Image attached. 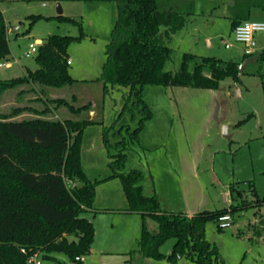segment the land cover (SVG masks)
Here are the masks:
<instances>
[{
  "label": "rangeland",
  "instance_id": "obj_1",
  "mask_svg": "<svg viewBox=\"0 0 264 264\" xmlns=\"http://www.w3.org/2000/svg\"><path fill=\"white\" fill-rule=\"evenodd\" d=\"M227 1L196 0L199 16L189 17L185 29L167 42L173 53L166 72L178 73L186 54L196 57L191 71L202 57L243 62L244 46L235 42L231 20L225 16ZM60 5L62 16L71 21L58 18L57 2L0 0L10 46L8 60L0 62L6 64L0 67V119L12 118L17 108L43 110L39 99L71 102L75 96V107L92 105L97 111L94 119L89 112L71 114L66 108L48 114L54 119L97 122L84 130L81 144V167L97 183L93 209L84 214L95 228V239L92 252L81 264H171L134 254L143 218L129 212L123 185L113 177L110 155L116 153L113 146L120 135L110 136L111 147L103 141L104 128L115 123L129 95L126 89L104 94L100 81L118 17L117 5L68 1ZM33 16L41 19L32 26ZM16 27L17 32L11 30ZM52 36L81 38L68 49L69 74L77 83L60 89L33 83L4 87L3 82L27 77L29 70L39 69L37 55L27 58L25 54L30 44L43 46ZM225 43L232 47L227 49ZM243 70L240 82L227 78L216 90L146 86L143 98L152 116L137 139L129 142L122 171H141L145 195L157 196L163 211L194 216L244 206L228 212L234 219L228 229L221 230L215 221L207 224L206 239L217 247L220 264H264V241L255 237L257 221L264 215V205L257 203L264 199V59ZM31 117L35 115L24 113L15 119ZM124 126L134 131L138 121L134 123L131 115H125L118 120L116 130ZM226 128L230 139L225 137ZM146 225L152 234L157 232L153 219L147 218ZM174 243V239L168 240L162 253L169 256ZM54 257L56 261L42 258L43 264H72L63 254ZM177 264L194 263L183 259Z\"/></svg>",
  "mask_w": 264,
  "mask_h": 264
},
{
  "label": "trees",
  "instance_id": "obj_2",
  "mask_svg": "<svg viewBox=\"0 0 264 264\" xmlns=\"http://www.w3.org/2000/svg\"><path fill=\"white\" fill-rule=\"evenodd\" d=\"M49 1L114 2L117 5L118 17L106 48L100 81L104 84V94L109 89H126L129 95L115 123L104 128L103 141L111 147L110 136L120 135V141L113 146L116 153L110 155L113 177H118L123 185L129 212L143 218L138 250L134 254L171 264L183 259L194 264H220L217 247L206 239L207 224L244 206L204 211L193 217L164 212L157 196L145 195L141 171H122L129 142L137 139L144 123L152 116L143 98L146 86L216 90L227 78L240 82V63L202 57L191 71L190 64L196 57L186 54L178 73L165 71L173 53L167 42L185 28L188 18L194 14L195 0ZM254 8L264 10V0H231L226 16L231 20V31L249 21ZM58 18L71 21L63 16ZM39 19L41 16H33L31 25ZM80 39L50 37L35 58L39 69L29 70L27 77L5 81L3 86L33 83L42 88L60 89L76 84L77 80L68 70V49L73 41ZM9 55L6 25L0 13V62L8 60ZM260 58L264 59V50ZM38 101L44 104L43 110L17 108L12 118L0 119V264H27L29 256L35 253L51 261H56L54 255L63 254L74 262L77 257L91 253L95 239V228L84 214L93 209L97 183L92 182L81 167V144L84 130L97 122L48 116L61 108L71 114L89 112L91 105L75 107L72 104L76 102L75 96L71 102L50 98ZM24 113L35 117L15 119ZM125 115H131L134 123L138 121L134 131L127 126L116 130L118 120ZM257 203L264 204V199H258ZM147 218L156 221V233L148 230ZM263 231L264 215L255 229L258 240L262 239ZM170 239L175 243L172 253L166 256L161 249Z\"/></svg>",
  "mask_w": 264,
  "mask_h": 264
},
{
  "label": "built area",
  "instance_id": "obj_3",
  "mask_svg": "<svg viewBox=\"0 0 264 264\" xmlns=\"http://www.w3.org/2000/svg\"><path fill=\"white\" fill-rule=\"evenodd\" d=\"M12 31L17 32L18 27L12 28ZM264 34V22L260 21H246L241 25L237 26L233 32L235 42L244 46L245 56L252 57L259 50V41L258 36ZM226 48L229 49L232 47V44L225 43ZM41 46L37 44H30L29 51L25 54L27 58H30L33 54H38ZM70 65V60L68 61ZM6 66L5 63H0V67ZM218 225L221 230L230 228L233 225L234 219L231 214H226L221 216L218 219ZM23 253H26L25 250H22ZM86 257H77L72 264H81L85 261ZM27 264H43L41 254L35 253L29 256Z\"/></svg>",
  "mask_w": 264,
  "mask_h": 264
},
{
  "label": "crops",
  "instance_id": "obj_4",
  "mask_svg": "<svg viewBox=\"0 0 264 264\" xmlns=\"http://www.w3.org/2000/svg\"><path fill=\"white\" fill-rule=\"evenodd\" d=\"M231 4V0H228L227 1V3H224V9H225V16H227V8H228V6ZM196 0H195V10H194V14L191 16V18H193V17H196V16H199V14L198 13H196ZM216 9V8H215ZM214 9V10H215ZM213 15V14H212ZM213 17V16H212ZM254 17V18H253ZM194 19V18H193ZM249 21H260V22H264V10L263 9H260V8H254V9H252V11H251V14H250V17H249ZM186 27V26H185ZM185 29V28H184ZM183 29V30H184ZM182 30V31H183ZM181 32V31H180ZM232 32V35H233V31H231ZM175 36V35H174ZM173 36V37H174ZM259 36H261V40H259L258 38V41H259V50H258V52L255 54V55H257V54H259V53H261L263 50H264V34H262V35H259ZM173 37H172V39H173ZM211 46H212V44H211V42L210 41H207V47L208 48H211ZM243 53H244V51H243ZM244 56H245V54H244ZM244 58V57H243ZM250 58V57H249ZM243 60H245V58L243 59ZM241 63V62H240ZM104 89V88H103ZM110 90H117V91H121V90H118V89H109L108 91H110ZM77 98V97H76ZM76 101H77V99H76ZM123 108V107H122ZM96 114H97V111L94 109V107L91 105V109H90V111H89V117L91 118V119H94L95 118V116H96ZM68 116V115H67ZM94 121V120H93ZM259 205H264V204H259ZM164 212H168V211H164ZM168 213H174V212H168ZM184 215H187V214H184ZM188 216V215H187ZM195 216V215H194ZM188 217H193V216H188ZM259 221H257V223H258ZM262 235H263V237H262V239H260V241L262 240V241H264V231H263V233H262ZM91 252H92V250H91Z\"/></svg>",
  "mask_w": 264,
  "mask_h": 264
},
{
  "label": "water",
  "instance_id": "obj_5",
  "mask_svg": "<svg viewBox=\"0 0 264 264\" xmlns=\"http://www.w3.org/2000/svg\"><path fill=\"white\" fill-rule=\"evenodd\" d=\"M58 13L59 16H62L63 14V10L61 8L60 3H58ZM258 39L261 40V36H258ZM261 57V53L254 55L250 58H247L245 60H243V62L239 65V73L242 74L244 72V68L246 65L248 64H255L257 62V60ZM225 137L230 139V135L227 133V128L225 129Z\"/></svg>",
  "mask_w": 264,
  "mask_h": 264
}]
</instances>
